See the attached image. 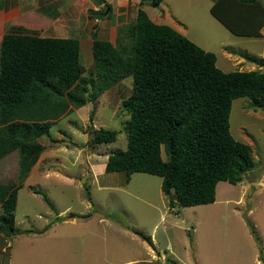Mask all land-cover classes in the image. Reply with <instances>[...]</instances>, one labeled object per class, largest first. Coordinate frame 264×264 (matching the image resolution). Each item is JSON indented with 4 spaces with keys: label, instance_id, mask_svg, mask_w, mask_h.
<instances>
[{
    "label": "rangeland",
    "instance_id": "obj_1",
    "mask_svg": "<svg viewBox=\"0 0 264 264\" xmlns=\"http://www.w3.org/2000/svg\"><path fill=\"white\" fill-rule=\"evenodd\" d=\"M150 1L22 0L35 14L19 23L41 28L42 37L79 39L89 75L92 32L115 44L118 28L136 20L141 8L156 24H175L214 53L224 72H264V38L232 34L211 14L212 0H165L158 8ZM50 5L52 15L60 16L56 22L43 17ZM132 87V78L123 80L41 138L46 151L18 192L17 230L6 242L0 238V264H264V111L252 109L248 97L233 102L231 133L251 146L255 161L244 182H220L213 204L172 208L174 195L163 192L161 177L135 173L128 179L125 172L104 169L110 155L128 147L130 115L123 102ZM100 129L121 133L116 142L90 144ZM18 172L17 152L0 162L1 183L18 182Z\"/></svg>",
    "mask_w": 264,
    "mask_h": 264
},
{
    "label": "trees",
    "instance_id": "obj_2",
    "mask_svg": "<svg viewBox=\"0 0 264 264\" xmlns=\"http://www.w3.org/2000/svg\"><path fill=\"white\" fill-rule=\"evenodd\" d=\"M163 1L151 0L150 6L158 8ZM212 1L211 14L232 34L262 37L264 0ZM50 8L45 7L47 17L58 18ZM41 30L14 22L1 41L0 162L15 152L20 159L18 182H0L5 237L17 230L18 192L46 149L41 138L73 110L94 104L127 78L133 79L132 93L123 102L130 115L128 147L110 155L107 173L161 177L175 208L177 203H215L220 182L239 185L255 167L251 146L233 137L230 118L233 102L243 97L252 109L264 111L262 70L224 72L214 53L171 26L156 24L141 8L136 20L118 28L115 44L92 32L89 75L79 39L42 37ZM95 133L90 144L116 142L121 132ZM34 193L55 210L46 194ZM135 233L153 246L150 237Z\"/></svg>",
    "mask_w": 264,
    "mask_h": 264
},
{
    "label": "crops",
    "instance_id": "obj_3",
    "mask_svg": "<svg viewBox=\"0 0 264 264\" xmlns=\"http://www.w3.org/2000/svg\"><path fill=\"white\" fill-rule=\"evenodd\" d=\"M165 1V0H164ZM163 1V2H164ZM27 4H28V2H27ZM163 4V3H162ZM24 6H25V4L22 2V0H0V42L2 41V39H3V37H4V34H5V31H6V29H7V24H9V25H11L12 23H14V22H18L19 23V21L22 19V20H24V17H29L30 16V14L33 12V14H35L34 13V10L32 11L30 8H28V10L27 9H24ZM212 7V6H211ZM211 9V8H210ZM24 10H27V11H24ZM43 16V15H42ZM22 17V18H21ZM44 17V19H50V20H53V21H58L60 18V16L58 17V18H55V19H51V18H49V17H46V16H43ZM168 16L166 15V18H167ZM160 20H162V18H160ZM25 21V20H24ZM30 21V20H29ZM28 21V22H29ZM22 22V21H21ZM26 23V22H25ZM174 29H176L178 32H183L180 28H178V26L177 25H175L174 24ZM243 38H246V37H243ZM262 38H264V28H263V30H262ZM229 57H232L233 58V56L229 53V55H228ZM239 58V57H238ZM236 60H238V59H236ZM244 64V63H243ZM239 65V64H238ZM249 65H254V64H252V63H250ZM244 66H246V63L244 64ZM254 70H261V69H254ZM254 70H248V71H254ZM239 71V70H238ZM247 71V72H248ZM45 151H46V149H45ZM45 151H43V153L41 154V157H40V159H39V161L37 162V164L31 169V171L35 168V167H37L38 168V166H39V164H40V161H41V158H43V154H44V152ZM6 158H8V157H6ZM5 158V159H6ZM5 159H3L2 161H4ZM88 161H89V159H88ZM108 161V160H107ZM19 163H20V159H19ZM106 164H107V162H106ZM20 166V165H19ZM36 169V168H35ZM104 169L106 170V165H105V167H104ZM31 171H30V173H31ZM30 173H29V175H30ZM29 175H28V177H29ZM47 176H54V175H52V174H47ZM27 177V178H28ZM27 178L24 180V182L27 180ZM22 188V187H21ZM18 200H19V193H18ZM0 210H1V213H2V207H1V204H0ZM1 215V214H0ZM58 217H60V216H57V218ZM57 218L55 219V221H57ZM46 228H50V226H48L47 225V227ZM44 229V230H42V231H40V232H46V230L47 229ZM0 238H4L5 239V242L6 241H8V238L7 237H5L3 234H1L0 233ZM4 251H5V248L3 247V249H2V252L4 253Z\"/></svg>",
    "mask_w": 264,
    "mask_h": 264
},
{
    "label": "water",
    "instance_id": "obj_4",
    "mask_svg": "<svg viewBox=\"0 0 264 264\" xmlns=\"http://www.w3.org/2000/svg\"><path fill=\"white\" fill-rule=\"evenodd\" d=\"M102 2H104L105 0H101ZM93 135H95V132H94V134ZM85 162H87L86 161V158H85ZM86 166H87V163H86ZM87 167H89V166H87ZM88 173V172H87Z\"/></svg>",
    "mask_w": 264,
    "mask_h": 264
}]
</instances>
